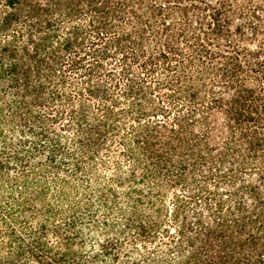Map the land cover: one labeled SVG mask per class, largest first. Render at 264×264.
I'll return each mask as SVG.
<instances>
[{"label":"trees","instance_id":"16d2710c","mask_svg":"<svg viewBox=\"0 0 264 264\" xmlns=\"http://www.w3.org/2000/svg\"><path fill=\"white\" fill-rule=\"evenodd\" d=\"M0 264H264V0H0Z\"/></svg>","mask_w":264,"mask_h":264}]
</instances>
